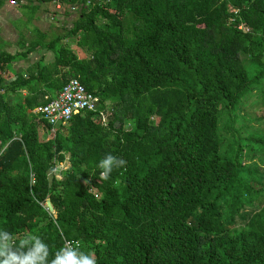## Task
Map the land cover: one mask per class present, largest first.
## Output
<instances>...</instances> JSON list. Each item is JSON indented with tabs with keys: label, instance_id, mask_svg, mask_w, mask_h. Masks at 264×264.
Wrapping results in <instances>:
<instances>
[{
	"label": "trees",
	"instance_id": "trees-1",
	"mask_svg": "<svg viewBox=\"0 0 264 264\" xmlns=\"http://www.w3.org/2000/svg\"><path fill=\"white\" fill-rule=\"evenodd\" d=\"M77 11L84 55L58 46L8 80L15 57L0 52V228L39 235L49 259L71 240L97 264H264V171L242 164L246 145L264 157V134L235 125L247 96L264 99V0ZM69 78L98 102L50 135L32 109ZM109 153L127 163L103 181Z\"/></svg>",
	"mask_w": 264,
	"mask_h": 264
},
{
	"label": "crops",
	"instance_id": "crops-1",
	"mask_svg": "<svg viewBox=\"0 0 264 264\" xmlns=\"http://www.w3.org/2000/svg\"><path fill=\"white\" fill-rule=\"evenodd\" d=\"M9 1L0 0V52L15 57L11 70L7 72L15 75L8 80L40 63L51 62L53 43L70 49L76 55H84V49L77 45L80 34L70 33L72 22L78 15L71 3L63 0ZM25 11H32L27 19ZM19 21L26 22L25 26ZM50 42L53 43L48 47ZM20 93L24 95L26 91L21 89Z\"/></svg>",
	"mask_w": 264,
	"mask_h": 264
},
{
	"label": "clouds",
	"instance_id": "clouds-1",
	"mask_svg": "<svg viewBox=\"0 0 264 264\" xmlns=\"http://www.w3.org/2000/svg\"><path fill=\"white\" fill-rule=\"evenodd\" d=\"M126 163L111 153L106 154L96 165L100 169L99 178L109 180L113 171ZM49 257V246L39 235L27 233L18 237L0 228V264H97L95 254L82 250L79 241H67Z\"/></svg>",
	"mask_w": 264,
	"mask_h": 264
},
{
	"label": "built area",
	"instance_id": "built-area-1",
	"mask_svg": "<svg viewBox=\"0 0 264 264\" xmlns=\"http://www.w3.org/2000/svg\"><path fill=\"white\" fill-rule=\"evenodd\" d=\"M9 2L14 3V0H10ZM91 3L92 0H74L72 9H78L80 4L90 5ZM43 100V103L34 107L32 112L44 119L49 125L50 135H53L60 126L66 124L74 114L80 111L94 110L98 102L97 97L91 92L86 91L76 78L67 79L53 97L45 94L43 95ZM99 115L103 121L104 114L99 112ZM55 167L52 169V173L59 177L60 174L55 173ZM47 208L50 210L48 205ZM67 241L65 240L63 245Z\"/></svg>",
	"mask_w": 264,
	"mask_h": 264
},
{
	"label": "rangeland",
	"instance_id": "rangeland-1",
	"mask_svg": "<svg viewBox=\"0 0 264 264\" xmlns=\"http://www.w3.org/2000/svg\"><path fill=\"white\" fill-rule=\"evenodd\" d=\"M27 14L26 19L31 16L32 11H25ZM22 25L25 26L26 22L19 21ZM57 43H53V49L58 47ZM244 57V56H243ZM245 59L246 65H249ZM258 95V94H257ZM255 94H251L247 96L241 103V106L238 109V118L236 120V127L239 129L240 134H247V132L257 131L259 133L264 134V99H257L261 98ZM128 126V124L126 123ZM225 135V133H223ZM246 149H252V151H247L242 158V164L244 165L245 172L247 170H252V167H258V170L264 171V157L261 152H255L254 148H248L247 145L245 146ZM254 151V153H252ZM253 155H252V154ZM68 166V161L66 156L63 162L56 164L55 173L60 174V171L63 170ZM250 167V168H249ZM264 177V174H263ZM261 180V179H260ZM264 182V178L262 180ZM255 208V206H254ZM246 211L249 208H245ZM243 221L240 218L235 217L234 225L242 224Z\"/></svg>",
	"mask_w": 264,
	"mask_h": 264
},
{
	"label": "water",
	"instance_id": "water-1",
	"mask_svg": "<svg viewBox=\"0 0 264 264\" xmlns=\"http://www.w3.org/2000/svg\"><path fill=\"white\" fill-rule=\"evenodd\" d=\"M46 201V204L48 205V207L50 208V210L52 209L51 205H50V202L48 199L45 200Z\"/></svg>",
	"mask_w": 264,
	"mask_h": 264
}]
</instances>
